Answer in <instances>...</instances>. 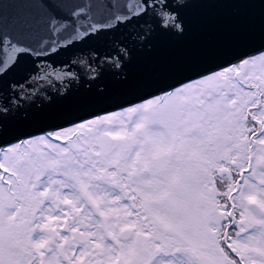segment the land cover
I'll use <instances>...</instances> for the list:
<instances>
[{
  "label": "snow or ice",
  "instance_id": "6c2138e0",
  "mask_svg": "<svg viewBox=\"0 0 264 264\" xmlns=\"http://www.w3.org/2000/svg\"><path fill=\"white\" fill-rule=\"evenodd\" d=\"M0 264H264V0H0Z\"/></svg>",
  "mask_w": 264,
  "mask_h": 264
},
{
  "label": "water",
  "instance_id": "95a60500",
  "mask_svg": "<svg viewBox=\"0 0 264 264\" xmlns=\"http://www.w3.org/2000/svg\"><path fill=\"white\" fill-rule=\"evenodd\" d=\"M227 10H228V5L227 4L221 3V4L216 6V11L218 13H220V14H226ZM85 23H86V21H85ZM43 63L45 65V67H48L50 69H59V68L62 67L59 64H54L50 60L44 61ZM51 80H52V82L50 84L48 82H46V81H42L41 82V86H39L41 93L49 94V93H47V89H49V88H59L60 87V82L55 79V73L54 72L52 74Z\"/></svg>",
  "mask_w": 264,
  "mask_h": 264
}]
</instances>
